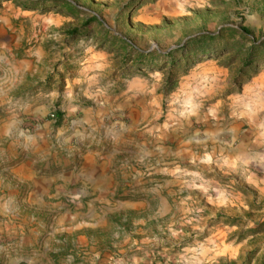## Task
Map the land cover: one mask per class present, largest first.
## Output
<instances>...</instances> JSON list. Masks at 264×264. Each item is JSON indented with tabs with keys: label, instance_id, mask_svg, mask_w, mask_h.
<instances>
[{
	"label": "rangeland",
	"instance_id": "374dc122",
	"mask_svg": "<svg viewBox=\"0 0 264 264\" xmlns=\"http://www.w3.org/2000/svg\"><path fill=\"white\" fill-rule=\"evenodd\" d=\"M201 34L216 37L190 42ZM86 111L93 127L105 115L95 132L116 153L115 183L48 204L50 219L89 207L98 227L54 231L47 218L31 256L264 264V0H0V153H28L42 126V153L78 168L90 142L62 151L57 138Z\"/></svg>",
	"mask_w": 264,
	"mask_h": 264
},
{
	"label": "crops",
	"instance_id": "0c3cea01",
	"mask_svg": "<svg viewBox=\"0 0 264 264\" xmlns=\"http://www.w3.org/2000/svg\"><path fill=\"white\" fill-rule=\"evenodd\" d=\"M98 119L101 121L100 125L93 127L96 121L86 111L70 125L71 131L68 134L60 131L61 135L57 138L62 151L71 147L72 142L78 145V149L90 142L86 146L88 148H84L83 153L77 155L82 159L78 168H60L59 164L67 163L71 159L63 160L58 156L59 153L46 149L42 153L40 149L47 148L49 144L48 129L42 126L37 129L38 134L30 135L26 143L24 142L28 153H0V264H17L19 260H25L28 264H44L41 258L31 256V253L34 242L46 230L47 225L44 222L47 218L48 228L54 231L59 230L55 227L57 222L68 224L62 227V230L68 232L97 230L98 219L89 207L86 212L66 210L64 214L54 216L53 219L45 211L50 203H60V208L67 205L59 199L67 189H88L95 195L93 199L97 200L110 191L115 183L117 173L112 158L116 153L101 151L100 145L103 137L107 135H102L101 132L96 134L95 130L105 127V115ZM93 142L96 147H91ZM48 167L52 169L44 171ZM50 198L56 202H51ZM93 203L95 202H87L88 206ZM78 204L82 206L81 202ZM26 210L31 212L28 218L22 214Z\"/></svg>",
	"mask_w": 264,
	"mask_h": 264
},
{
	"label": "trees",
	"instance_id": "16d2710c",
	"mask_svg": "<svg viewBox=\"0 0 264 264\" xmlns=\"http://www.w3.org/2000/svg\"><path fill=\"white\" fill-rule=\"evenodd\" d=\"M215 37H216V35L201 34V35H198L197 37L191 38L190 39V42L199 41L200 39H205V38L212 39V38H215ZM262 46H263V44H256V45L252 46L249 49L250 56H249V58H247L249 62H252L253 55L256 54V51H257L256 49L257 48H261ZM140 60H141V63H144L145 62L144 57H141ZM151 60H154V59H151ZM57 115H58V121H57V123H58V125H60L61 122H62V120H63V114L62 113H58Z\"/></svg>",
	"mask_w": 264,
	"mask_h": 264
},
{
	"label": "built area",
	"instance_id": "2783aa9c",
	"mask_svg": "<svg viewBox=\"0 0 264 264\" xmlns=\"http://www.w3.org/2000/svg\"><path fill=\"white\" fill-rule=\"evenodd\" d=\"M51 116H52V118H56V114L55 113H52Z\"/></svg>",
	"mask_w": 264,
	"mask_h": 264
}]
</instances>
